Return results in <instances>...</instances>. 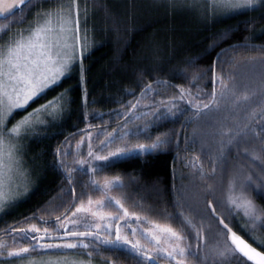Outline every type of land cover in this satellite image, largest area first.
I'll return each mask as SVG.
<instances>
[{"label":"trees","instance_id":"obj_1","mask_svg":"<svg viewBox=\"0 0 264 264\" xmlns=\"http://www.w3.org/2000/svg\"><path fill=\"white\" fill-rule=\"evenodd\" d=\"M96 1L99 5H95ZM57 2L48 0L36 6ZM78 2L82 12L87 9L85 28L92 33L89 51L83 58V83L80 62H77L59 86L32 103L27 111H18L9 120L14 122L68 90L62 117L54 122L50 120L49 127L37 128V134L25 140L23 158L31 171L30 191L7 213L0 214L2 238L10 236L3 230L12 226L19 228L32 223L40 227L52 226L54 224L44 225L31 217L48 215L55 209L52 211L54 219L66 208L70 212L80 200L96 195L97 190L91 187L90 174L86 169L75 172L69 184L56 149L66 143V137H70L71 141L81 137L85 133L80 131L82 129L112 128L123 122L117 112L126 111L130 107L129 102L141 96L145 85L151 83L155 89V95L149 93L145 99L148 102L178 96L179 87L190 89L194 97L201 90L210 94L213 69L217 74L223 73L225 79L233 76L234 80L229 81V85L235 84L238 94L258 89L264 78V62L261 60L264 56V8L205 18L200 14V5L195 3H189L191 7L184 4L172 11L160 0ZM36 6L26 14L16 12L6 20L0 19V24L9 21L13 26L19 24L22 15L23 22L28 21ZM252 57L256 59H250ZM197 74L199 79L193 82ZM216 87L219 88V85ZM195 98L207 102L208 96ZM231 99L222 101L220 110L200 116L194 115L191 107L183 104L185 110L182 114L157 121L146 135L136 137L139 143L147 144L161 136L169 141L167 146L151 154H128L91 175L97 180L120 177L121 186L116 187V191L129 211L147 215L160 223H170L177 229L180 228L178 213L181 211L190 216L197 226L203 224L205 239L200 241L202 248H210L220 239L218 233L222 227L210 212L208 202L211 201L234 230L264 251L261 244L264 228L249 233L239 224H231L228 216L237 212L226 204L229 182L234 177L237 193L240 182L249 174L255 183H264V165L251 159L252 153L264 159V151H261L264 148V132L255 123L259 121L264 125V112L261 111L264 96L258 95L239 107H234ZM254 110L258 115L252 124L261 136L251 133L241 136L238 145L225 149L223 157H219L220 132L228 128L234 132L239 130L249 123L247 116ZM245 148L248 154L244 153ZM64 159L67 167H76L68 161L69 158ZM214 160L216 171L212 174ZM192 164L196 167L193 168ZM201 166L206 174L203 178L199 171ZM179 182L182 184L179 185ZM255 183L246 190L247 194L258 207L264 208V188L254 190ZM73 188L77 194L75 202H72ZM169 215L174 218L166 219ZM26 217L29 219L25 220ZM240 219L248 225L249 221L243 214H240ZM195 231L185 228L188 237L185 244H191L193 249L197 245ZM256 234L262 238L261 241L257 240ZM234 257L250 264L239 254ZM4 261L7 260L0 263ZM92 262L136 264L135 259L125 252L105 248H101L100 254H94ZM196 263L200 264V261L196 260Z\"/></svg>","mask_w":264,"mask_h":264},{"label":"snow or ice","instance_id":"obj_2","mask_svg":"<svg viewBox=\"0 0 264 264\" xmlns=\"http://www.w3.org/2000/svg\"><path fill=\"white\" fill-rule=\"evenodd\" d=\"M48 0H0V18L7 19L16 12L26 14L36 4L43 5ZM160 3L168 9L175 11L178 7L184 6V0H160ZM200 5L202 17L215 18L217 16H228L237 14L241 10L255 11L257 8H264V0H194ZM85 17L87 9L84 10ZM24 16L20 18L23 22ZM12 21L7 24H0V214L7 213L13 208L18 200L28 195L29 170L24 167L23 144L21 141L29 134L35 136L39 127L51 126L50 120L54 122L62 117L65 111L64 92L58 94L44 104L28 112L27 115L18 120L11 128H8V121L18 112L27 111V108L38 99H42L49 91L59 86L62 78L68 74L72 67L79 60L81 66V83H83V58L89 51L87 30L81 29L80 8L78 0H68L67 3L60 2L48 9L40 8L34 16L33 22L27 29L3 39V33L8 31ZM246 47H257L256 45H245ZM255 60V57L250 58ZM264 62V56L261 58ZM199 79V74L193 77V82ZM234 80L233 76L223 73L217 74L213 69V88L210 94L202 90L195 94L208 96L207 102L196 99L190 89L179 87L178 96L167 100H149L143 102L151 93L155 95L152 84L145 85L141 96L134 102L130 101V107L126 111L117 112L124 123L119 129H113L105 135L95 148L104 151L117 140L126 141L129 137L146 135L149 128L157 121L169 116H175L185 110L181 102L191 107L194 115L200 116L209 112L218 111L222 101L229 98L234 107L247 104L256 96H264V78L258 89L237 93L235 84L229 85ZM157 83H167L157 81ZM219 85V88L216 85ZM128 94L134 95L129 92ZM87 93L85 92V96ZM140 109L145 111L137 112ZM264 112V104L261 106ZM258 113L254 110L247 116L249 123H245L237 131L224 129L220 132L219 157H223L225 149L240 143L241 136L260 137L264 132V125L256 121V131L252 122ZM135 120H143V127L136 125ZM86 133L76 142L75 149L70 143V137H66V143L56 149V155L60 157L59 164L64 169L69 184L72 183V176L77 171L87 170L94 174L102 167L125 157L130 152L151 154L163 149L169 144L167 139L157 136L151 143H136L124 147H116L115 150L107 151L106 155H100L94 150L92 143L93 133L87 129L80 130ZM72 135H75L72 134ZM99 135V132L97 133ZM87 139V158H80L73 161L76 167H67L65 159L69 154L79 156L81 146ZM245 154L248 149L245 148ZM264 151V148L261 149ZM198 161L199 158H194ZM253 162L259 161L264 165V159L256 153L251 154ZM93 162H102L99 166ZM216 161H213L211 173L216 171ZM195 168L196 164H192ZM201 177L206 174L203 167L199 168ZM255 182L249 174L239 184L237 193V181L235 177L229 182L226 204L230 209L242 210L243 215L249 221L246 231L254 233L257 228H264V208L258 207L247 194ZM90 185L94 190L104 193L99 199L80 200L74 211L66 208L61 215L53 219L52 209L48 215H35L31 219H37L41 224H54V227L41 229L37 224H29L27 227H15L4 229L3 232L12 237L17 245L11 247L5 239H0V257H14L22 262L26 256L31 257L33 252L41 254L40 259L30 258L27 264H91L92 258L100 254L101 248L123 251L135 259L136 264H156L159 259H166L174 264H192V260H199L200 264H225L230 257L242 255L246 261L252 264H264V251L253 247L251 243L238 235L237 232L225 222L224 218L219 219V226H222L218 233L220 239L210 248H202L200 241L204 240L203 224L197 226L192 218L178 213L180 228H174L170 223H160L157 220L149 219L147 215H141L129 211L121 199L109 195L114 187L121 186L120 177L111 179L105 178L103 182L91 179ZM211 187V186H209ZM264 188V183H255V189ZM73 201L76 199V190H72ZM213 215L215 207L209 202ZM115 210H106V209ZM174 217L167 216L171 220ZM29 218H25L27 220ZM148 226L145 227L144 225ZM195 229L197 245L193 249L191 244H185L188 237L185 235V228ZM83 228V230H80ZM113 231L115 235L113 237ZM256 239L255 236L252 237ZM28 241L25 246H19L21 241ZM47 241V242H46ZM230 241V243H229ZM264 245V240L261 241ZM86 255L87 260L79 257ZM189 257L192 260H189Z\"/></svg>","mask_w":264,"mask_h":264},{"label":"rangeland","instance_id":"obj_3","mask_svg":"<svg viewBox=\"0 0 264 264\" xmlns=\"http://www.w3.org/2000/svg\"><path fill=\"white\" fill-rule=\"evenodd\" d=\"M56 1H58L57 3H60V2H64V3H67L68 2V0H56ZM57 3H54V4H52V5H48V6H36L35 8V10L33 11V13H32V16H31V18L30 19H28V21H25V22H21V23H19V24H16V25H10V28H9V30L8 31H6V32H4L3 33V39L4 40H6L7 38H8V36H10V35H13V34H15V33H17V32H19L20 30H22V29H27L28 27H29V25L33 22V20H34V16H35V13L42 7V8H44V9H48V8H50V7H54L55 6V4H57ZM189 3H194V2H192V1H190V0H184V4L185 5H189L190 6V4ZM95 5H99V3L96 1L95 2ZM191 7V6H190ZM79 8H80V6H79ZM87 16V15H86ZM85 21H86V19H85V14H84V12H82V7L80 8V22H81V29H82V34H83V30L84 29H86L85 28ZM7 23V22H6ZM6 23H1V24H6ZM87 36H88V44L91 42V40H92V33L88 30L87 31ZM77 62H79V60L77 61ZM76 62V63H77ZM188 98L186 97V100H187ZM186 100H185V102H181V107L183 106V104H186V105H188L187 103H186ZM157 101H160V100H157ZM145 103H147L146 101H145ZM146 109H140L138 112H137V115H139V112H141V111H145ZM25 115H27V114H25ZM25 115H23V116H21L20 118H18V119H16L14 122H9L8 121V128H11L18 120H20L22 117H24ZM123 123H124V121L123 122H121V123H119V124H116L115 126H113L112 128H107V127H98V128H93V129H89L88 131H91L92 133H93V139H92V143H93V145H94V150H96V151H98L99 152V154L100 155H106L107 154V151H109V150H115V148L116 147H124V145H125V143H127L129 146H131V145H134V144H136V143H139L138 141H137V139H136V137H129V138H127L126 139V141H121V140H119V139H117L111 146H110V148H107V149H105L104 151H99V149L98 148H95V146L96 145H98L99 144V142L101 141V140H104L105 139V135H106V133H108V132H112V130L115 128V129H117L118 131H119V129L122 127V125H123ZM134 123L136 124V125H139V126H141V127H143V124H144V121L143 120H135L134 121ZM99 132V135H97V133ZM31 136V134H29L28 136H26L22 141H21V143L23 144V146L25 145V140H26V138L28 137H30ZM82 136H86V133H84ZM80 138L81 137H78L77 139H73L72 141L70 140V143H71V145H72V147H73V149H75V145H76V142L77 141H79L80 140ZM87 153H88V145H87V139H85V142H84V144L81 146V150H80V153H79V156H77V155H75V154H69L66 158H69L68 159V161L74 166L75 164L73 163V161L74 160H76V159H80V158H87ZM131 153H138V152H130V153H128V154H131ZM139 154H141V153H139ZM141 155H144V154H141ZM24 159V158H23ZM25 161V160H24ZM94 163V165H96V166H99V164L101 163V162H93ZM76 166V165H75ZM24 167L26 168V169H28L29 170V177H28V179H29V185H30V178H31V171H30V169L28 168V166L26 165V163L24 164ZM85 169L87 170V166H85ZM88 171V170H87ZM90 174V176H89V178H90V181H91V179H96V177L95 176H93V175H91V173H89ZM111 178H113V177H111ZM111 178H109V179H111ZM105 179V178H104ZM104 179H102V180H98V181H100L101 183L103 182V180ZM97 180V179H96ZM182 184V182H179V185H181ZM104 195V193L102 192V191H100V190H97V193H96V195L94 196V197H92L94 200L95 199H99L101 196H103ZM109 195H111V196H114V197H116V198H118V199H121L122 200V202L124 203V201H123V199L118 195V193H117V191H116V187H114L112 190H111V192L109 193ZM86 201V200H85ZM79 203V202H78ZM77 203V204H78ZM126 206V205H125ZM75 207H76V205L74 206V208L71 210V211H74V209H75ZM106 210H115L114 208L113 209H106ZM70 211V212H71ZM70 212H69V215H70ZM234 212H237L234 216H228V220L231 222V224H233V223H236V224H239L240 226H242L243 228H246L245 226L247 225L243 220H241L240 219V214H243V211H234ZM221 215V214H220ZM222 216V215H221ZM223 217V216H222ZM32 224H35V223H32ZM29 224H27V225H25L24 227H27ZM38 226V225H37ZM55 225H52V226H49L50 228L51 227H54ZM145 227H147L148 225L147 224H145L144 225ZM38 227H40V226H38ZM41 229H43L44 227H40ZM80 230H83V228H81ZM114 235H115V232L113 231V237H114ZM256 237H257V240H262V238L261 237H259L257 234H256ZM0 239H5L6 241H7V243L9 244V246H11V247H16L17 245L13 242V240H12V237L11 236H8V237H0ZM47 242V241H46ZM28 243V241H26V240H24V241H21L20 242V244H19V246H25L26 244ZM260 249V248H259ZM237 257V256H236ZM30 258H34V259H40L41 258V254L39 253V252H33L32 254H31V257H28V256H26L25 258H24V261L22 262L20 259H18V258H14V257H7V256H5V257H0V261L1 260H7V261H4V262H1L0 264H27V260L28 259H30ZM80 259H83V260H87L88 259V257L86 256V257H79ZM189 260H192V258L191 257H189ZM244 262V260H242V259H240V261H239V259H237V258H235V257H230V258H228L227 260H226V262H225V264H244L243 263ZM111 263H113V262H111ZM91 264H93V262H91ZM156 264H174V262H169L168 260H166V259H159V260H157V262H156ZM192 264H197L196 263V260H192Z\"/></svg>","mask_w":264,"mask_h":264},{"label":"water","instance_id":"obj_4","mask_svg":"<svg viewBox=\"0 0 264 264\" xmlns=\"http://www.w3.org/2000/svg\"><path fill=\"white\" fill-rule=\"evenodd\" d=\"M6 2H7V0H6ZM209 202H211V201H209ZM209 202H208V207H209ZM211 203H212V202H211ZM212 206L215 207L213 203H212ZM209 209H210V207H209ZM210 212H211V209H210ZM211 214H212V212H211ZM212 216H214V217L218 220V223H219V219H220V218H223V217H222L217 211H216L215 215L212 214ZM225 222H226V221H225ZM226 223H227V222H226ZM229 226H230V225H229ZM221 227H222V226H221ZM230 227H231V226H230ZM231 228H232V227H231ZM232 229H233V228H232ZM233 231L237 232V231L234 230V229H233ZM237 234H238V235H241V234L238 233V232H237ZM241 237L244 238L242 235H241ZM244 239L247 240L246 238H244ZM247 241H248V240H247ZM248 242L251 243L250 241H248ZM229 243H230V241H229ZM251 244H252V243H251ZM252 246H253V247H257V246H255L254 244H252ZM257 249L260 250V251H263V250L259 249L258 247H257ZM239 255H240V254H239ZM240 256L242 257V255H240ZM243 258H244V257H243ZM244 259L246 260V258H244ZM248 262L252 264V262H250V261H248Z\"/></svg>","mask_w":264,"mask_h":264},{"label":"bare ground","instance_id":"obj_5","mask_svg":"<svg viewBox=\"0 0 264 264\" xmlns=\"http://www.w3.org/2000/svg\"><path fill=\"white\" fill-rule=\"evenodd\" d=\"M239 233V232H238ZM244 237V236H243ZM245 238V237H244Z\"/></svg>","mask_w":264,"mask_h":264}]
</instances>
